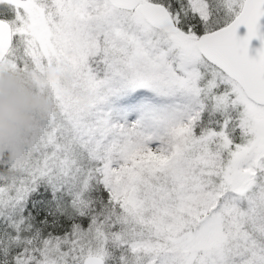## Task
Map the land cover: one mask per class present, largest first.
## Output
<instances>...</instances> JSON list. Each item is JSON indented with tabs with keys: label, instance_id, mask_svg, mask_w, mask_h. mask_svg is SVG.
Segmentation results:
<instances>
[{
	"label": "snow or ice",
	"instance_id": "1",
	"mask_svg": "<svg viewBox=\"0 0 264 264\" xmlns=\"http://www.w3.org/2000/svg\"><path fill=\"white\" fill-rule=\"evenodd\" d=\"M3 69L0 264H264V0H0Z\"/></svg>",
	"mask_w": 264,
	"mask_h": 264
},
{
	"label": "clouds",
	"instance_id": "2",
	"mask_svg": "<svg viewBox=\"0 0 264 264\" xmlns=\"http://www.w3.org/2000/svg\"><path fill=\"white\" fill-rule=\"evenodd\" d=\"M48 75L65 76L62 69H51ZM52 102L37 91L29 74L0 70V153L7 150L10 159H23L32 145L35 129L47 117ZM39 118V119H38Z\"/></svg>",
	"mask_w": 264,
	"mask_h": 264
},
{
	"label": "water",
	"instance_id": "3",
	"mask_svg": "<svg viewBox=\"0 0 264 264\" xmlns=\"http://www.w3.org/2000/svg\"><path fill=\"white\" fill-rule=\"evenodd\" d=\"M254 44H255V42H254Z\"/></svg>",
	"mask_w": 264,
	"mask_h": 264
}]
</instances>
